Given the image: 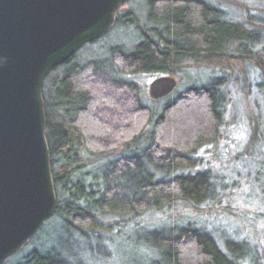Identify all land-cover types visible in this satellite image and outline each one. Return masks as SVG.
Masks as SVG:
<instances>
[{
    "label": "trees",
    "instance_id": "1",
    "mask_svg": "<svg viewBox=\"0 0 264 264\" xmlns=\"http://www.w3.org/2000/svg\"><path fill=\"white\" fill-rule=\"evenodd\" d=\"M258 2L260 15L235 20L204 0H151L154 24L142 25L133 11L116 16L114 27L130 24L141 36L132 50L117 46L109 58L84 63L76 54L49 74L42 96L57 204L48 226L57 221L72 236L90 240L149 223L151 264H240L254 253L247 241L219 242L188 213L216 201L210 161L199 155L222 138L223 116L238 104L231 87L252 111L245 118L249 136L233 159L257 170L254 182L264 197V0ZM192 66L211 70V77L177 89L158 114L126 77H175ZM252 70L261 103L249 100ZM150 214L170 224L143 219ZM105 220L115 227L105 232ZM21 251L5 264H70L58 247Z\"/></svg>",
    "mask_w": 264,
    "mask_h": 264
},
{
    "label": "water",
    "instance_id": "2",
    "mask_svg": "<svg viewBox=\"0 0 264 264\" xmlns=\"http://www.w3.org/2000/svg\"><path fill=\"white\" fill-rule=\"evenodd\" d=\"M130 0H0V264L52 217L57 197L45 136L46 78L109 34ZM178 87L159 76L148 89L161 101Z\"/></svg>",
    "mask_w": 264,
    "mask_h": 264
},
{
    "label": "rangeland",
    "instance_id": "3",
    "mask_svg": "<svg viewBox=\"0 0 264 264\" xmlns=\"http://www.w3.org/2000/svg\"><path fill=\"white\" fill-rule=\"evenodd\" d=\"M149 1L130 0L118 12L122 17L125 12L133 11L142 25L147 22L154 24L150 17ZM209 5L218 6L226 18L243 20L248 12L251 15H260L262 5L258 0H204ZM232 1L236 2L232 4ZM114 27V26H113ZM141 38L139 32L130 24L124 26L118 23L108 35L89 44L78 51V61L84 63L92 59L109 58V50L121 46L132 50ZM249 79L252 83L249 100L259 99V91L255 85L259 80L256 72L252 70ZM212 71L207 68L192 66L180 72L175 78L178 81V90L185 91L189 86L204 84L211 77ZM126 77L133 80L139 89L144 104L152 108L157 114L162 101H154L149 97L150 83L159 77L157 73L129 74ZM234 101L238 104L235 108H228L223 116V126L220 130L222 138L215 145H208L202 149L199 156L202 161H210L209 168L216 182V201L202 207L201 213H188L193 222L210 230L219 242L225 238L237 242L247 241L254 253L246 257L240 264H264V197L262 186L254 182V174L242 163H236L233 158L241 153L249 136V123L245 119L250 112L243 106V98L239 88H230ZM235 110V111H234ZM255 114H258L255 112ZM251 115H249L250 117ZM261 117V116H260ZM150 129L147 128V131ZM117 154V153H115ZM90 157V156H89ZM94 159L92 161H96ZM181 211V210H180ZM152 216V217H150ZM145 216L157 227L167 226L170 220H162L158 214ZM159 220V221H158ZM103 229L107 225L115 227L113 221L105 220ZM149 223L138 227H124L122 232L114 229L103 232L100 239H83L72 236V233L63 229L57 221L48 226L46 223L42 230L24 246L20 254H27L33 249L45 250L49 247L60 248L70 264H151L154 254L146 244V237L151 231ZM258 259V260H257ZM257 260V261H256ZM259 262V263H258Z\"/></svg>",
    "mask_w": 264,
    "mask_h": 264
}]
</instances>
